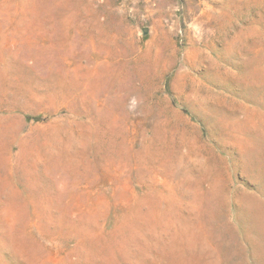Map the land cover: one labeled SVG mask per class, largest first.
Wrapping results in <instances>:
<instances>
[{
    "label": "rangeland",
    "instance_id": "rangeland-1",
    "mask_svg": "<svg viewBox=\"0 0 264 264\" xmlns=\"http://www.w3.org/2000/svg\"><path fill=\"white\" fill-rule=\"evenodd\" d=\"M0 264H264V0H0Z\"/></svg>",
    "mask_w": 264,
    "mask_h": 264
}]
</instances>
